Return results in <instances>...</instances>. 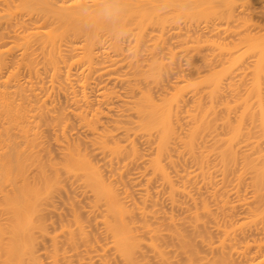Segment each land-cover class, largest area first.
<instances>
[{
	"label": "bare ground",
	"instance_id": "bare-ground-1",
	"mask_svg": "<svg viewBox=\"0 0 264 264\" xmlns=\"http://www.w3.org/2000/svg\"><path fill=\"white\" fill-rule=\"evenodd\" d=\"M244 1L125 0L124 44L82 0H0V264H264V24Z\"/></svg>",
	"mask_w": 264,
	"mask_h": 264
},
{
	"label": "clouds",
	"instance_id": "clouds-1",
	"mask_svg": "<svg viewBox=\"0 0 264 264\" xmlns=\"http://www.w3.org/2000/svg\"><path fill=\"white\" fill-rule=\"evenodd\" d=\"M178 7L186 11L188 6ZM77 11L86 21L87 29L92 30L96 24L101 23L110 29L114 41L124 44L135 41L133 32L124 20L128 11L125 0H87V2L82 0ZM134 54H138V52L136 51Z\"/></svg>",
	"mask_w": 264,
	"mask_h": 264
},
{
	"label": "rangeland",
	"instance_id": "rangeland-1",
	"mask_svg": "<svg viewBox=\"0 0 264 264\" xmlns=\"http://www.w3.org/2000/svg\"><path fill=\"white\" fill-rule=\"evenodd\" d=\"M263 1H264V0H263ZM263 1L260 0V2H259V0H257V2H256V1H253V0H245V1H244V3L246 4V6L244 5L245 7L242 6V4H241L240 2L236 3V5H238V6H237L238 8L235 7V9H236L237 11L234 9L235 15H237L239 12L242 11V13L239 14L240 16H239V15H237V16H239V17H241V18L244 16V20H246L245 18H247V21H248V22H249L250 20L252 21V18H253L252 23H253V22H255V23L258 22V23H256V24H259V22H260L261 24H264V2H263ZM239 5H240V6H239ZM219 8H221V7H219ZM219 8H218V9H219ZM243 8H245V9L243 10ZM241 9H242V10H241ZM221 10H222V9H221ZM240 10H241V11H240ZM244 11H245V12H244ZM219 12H221L220 9H219ZM243 12H244V13H243ZM236 13H237V14H236ZM245 13H246V14H245ZM241 14H242V15L244 14V15L242 16ZM237 16H236V17H237ZM245 16H246V17H245ZM191 17H192V19H193L194 16L192 15ZM196 17H197V16H196ZM196 17H195V19H193V21H195V22H196L197 19H199V18H196ZM184 18H185V17H182V18H181V19H183V21H182V22L179 21L180 24H183L184 22L187 23V24H189V23H191V24L194 23L193 21H191L192 19H191L190 17H188V20H187V21H191V22H187V21H185L187 18H186L185 20H184ZM241 18H240V19H241ZM181 19H180V20H181ZM189 19H190V20H189ZM201 20H203V21H201ZM198 21H200V22H198ZM198 21H197V22H198L199 24H202V23L204 24L205 19H202V18H201V19L198 20ZM236 21L239 22L238 20H236ZM240 21H243V19H241ZM251 21H250L249 23H251ZM237 22H236V23H237ZM232 23H233V22H232ZM194 24H197V23H194ZM203 24H202V25H203ZM202 33H204V34H201V32H200L198 35H200V36L202 35L201 37H202L203 39H205V38H212V37H213V36L210 37V36L208 35L209 33H208V34H206L205 32H202ZM203 35H204L205 38L203 37ZM205 35H206V36H205ZM201 37H200V38H201ZM222 37H223V36H221V37H216V36H214V38H218V39H220V38H222ZM214 38H213V39H214ZM229 38H232V36H230ZM216 40H217V39H216ZM208 47H209V46H208ZM208 47H205V48H208ZM180 48H181V47H180ZM180 48L177 47V49H179V50H180ZM209 50H210V47H209ZM209 50H207V49L205 50V49H204L202 52H204L205 54H206V52H207V53H210L211 51H209ZM181 51H182V50H180V52H179V56H182ZM182 52H183V51H182ZM183 54H184V53H183ZM184 55H185V54H184ZM184 55H183V56H184ZM207 55H209V54H207ZM185 56H186V55H185ZM186 57H187V56H186ZM186 57H182V58L180 57L181 59H179V57H178V62H180L181 66H182V67L184 66L185 69H187L186 66H185V65L187 64V63H186V60H185ZM183 58H184V59H183ZM186 59H187V58H186ZM195 59H196V57H195ZM181 60H182V61H181ZM196 62H198V61H196ZM198 64L201 65L202 62H198ZM200 65H199V66H200ZM182 67H181V68H182ZM184 67H183V68H184ZM203 68H205V67H204V64L201 65V70H204ZM206 68H207V67H206ZM206 68H205V69H206ZM185 69H184V70H185ZM184 72H186V75H185V76H187V75H188V74H187V70H185ZM188 76H190V75H188ZM188 91H189V92H188ZM187 92H188V96L190 95V96H189V98H190V97H191V93H192V92H191V88H189V90H187ZM186 96H187V93H186ZM188 96H187V98H188ZM189 98H188V101H190ZM189 103H191V101H190V102H187V104H189ZM139 147H140V146H139ZM141 147H143V146H141ZM144 147H145V146H144ZM144 147H143V148H144ZM145 148H146V147H145ZM141 149H142V148H141ZM144 150H145V149H144ZM53 152H55V151H53ZM140 152H141V150H140ZM143 152H144V151L142 150L141 153L143 154ZM188 164H189V166H191V165H190V162H189ZM189 166H188V167H189ZM134 168H135V165H134ZM134 168H133V169H134ZM135 170H136V169H135ZM133 171H134V170H133ZM55 202L57 203V201H55ZM55 202H54V203H55ZM58 202L60 203V201H58ZM61 202H62V201H61ZM84 202H85V201H84ZM59 203H58V204H59ZM84 204H85V203H83V205H84ZM55 205H56V204H55ZM62 205H64V204L60 203V207H59V208H62V207H61ZM57 208H58V207H57ZM64 209H66L65 206H64V208H62L61 210H64ZM63 212H64V211H63ZM66 212H68L67 209H66ZM67 214H68V213H66V216H67ZM242 214H243V213H242ZM243 215H244V214H243ZM50 217H51V216H50ZM52 218H57V216H56V217L54 216V217H52ZM57 219H58V218H57ZM57 219H55V221H56ZM58 220H59V219H58ZM58 220H57V222H59ZM57 222H56V223H57ZM56 223H55V224H56ZM57 224H58V223H57ZM56 226H57V225H56ZM45 241H46V242H45ZM45 241H43V242H45L46 244H48L47 240H45ZM41 244H43V243H41Z\"/></svg>",
	"mask_w": 264,
	"mask_h": 264
}]
</instances>
